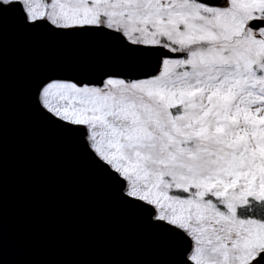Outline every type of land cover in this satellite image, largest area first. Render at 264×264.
Here are the masks:
<instances>
[{
	"label": "snow or ice",
	"instance_id": "snow-or-ice-1",
	"mask_svg": "<svg viewBox=\"0 0 264 264\" xmlns=\"http://www.w3.org/2000/svg\"><path fill=\"white\" fill-rule=\"evenodd\" d=\"M9 14L116 50L97 74L38 78L32 109L170 247L164 264H264V0H0V27Z\"/></svg>",
	"mask_w": 264,
	"mask_h": 264
},
{
	"label": "water",
	"instance_id": "water-1",
	"mask_svg": "<svg viewBox=\"0 0 264 264\" xmlns=\"http://www.w3.org/2000/svg\"><path fill=\"white\" fill-rule=\"evenodd\" d=\"M116 50L90 37L24 32L9 14L0 27L2 259L0 264H164V243L119 206L73 142L32 109L35 81L51 72L97 74Z\"/></svg>",
	"mask_w": 264,
	"mask_h": 264
}]
</instances>
